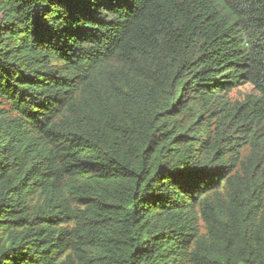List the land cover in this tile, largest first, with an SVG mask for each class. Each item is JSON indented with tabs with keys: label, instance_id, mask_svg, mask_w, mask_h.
Here are the masks:
<instances>
[{
	"label": "trees",
	"instance_id": "trees-1",
	"mask_svg": "<svg viewBox=\"0 0 264 264\" xmlns=\"http://www.w3.org/2000/svg\"><path fill=\"white\" fill-rule=\"evenodd\" d=\"M0 264H264V0H0Z\"/></svg>",
	"mask_w": 264,
	"mask_h": 264
},
{
	"label": "rangeland",
	"instance_id": "rangeland-1",
	"mask_svg": "<svg viewBox=\"0 0 264 264\" xmlns=\"http://www.w3.org/2000/svg\"><path fill=\"white\" fill-rule=\"evenodd\" d=\"M252 92V89L249 85L243 86L237 90H234L232 93H230L229 97L232 100H242L244 96L247 94H250Z\"/></svg>",
	"mask_w": 264,
	"mask_h": 264
}]
</instances>
